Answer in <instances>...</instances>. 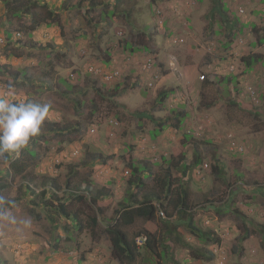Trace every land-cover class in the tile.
<instances>
[{
	"label": "rangeland",
	"instance_id": "obj_1",
	"mask_svg": "<svg viewBox=\"0 0 264 264\" xmlns=\"http://www.w3.org/2000/svg\"><path fill=\"white\" fill-rule=\"evenodd\" d=\"M41 1L53 7L59 24L42 26L32 37L13 30L10 42L0 2V48L19 57L0 55V64L20 70L14 83L0 76V95L12 83L10 101L51 105L40 135L21 157H11H20L25 172L37 180L45 176L63 185L74 170L75 182L106 187L111 195L99 204L98 226L80 234L62 220L52 225L37 219L40 210L32 211L27 198L17 202V216L30 218L31 225L0 228V264H119L105 229L120 205L136 195L137 186L128 185L135 180L129 164L145 167L143 175L152 173L137 190L140 197L154 191L153 178L165 174L171 157L193 159L195 151L201 162L184 184L192 220L166 219L158 210L154 221L138 220L128 229H145L162 245L158 256L140 246L143 264H220L221 256V264H264L259 227L264 225V0H118L119 12L103 19L100 8L84 17L73 0ZM142 31L141 42L136 36ZM16 39L54 49L23 48ZM251 54L263 58L245 69L241 58ZM203 74L216 75L214 83L203 88ZM249 86L260 94L258 105L246 93ZM160 122L163 131L154 135ZM50 125L67 131L55 134ZM99 155L110 157L111 165L92 175ZM8 164L0 161V193L14 199L21 180L4 187ZM215 166H223L226 175L213 171ZM172 175L178 172L173 169ZM79 208L83 217L91 216L90 209ZM205 232L216 234L220 243L197 237Z\"/></svg>",
	"mask_w": 264,
	"mask_h": 264
},
{
	"label": "trees",
	"instance_id": "obj_2",
	"mask_svg": "<svg viewBox=\"0 0 264 264\" xmlns=\"http://www.w3.org/2000/svg\"><path fill=\"white\" fill-rule=\"evenodd\" d=\"M70 4L71 0H64ZM75 8H79L84 14V17H88L98 8L101 9L105 14L102 16L103 19L107 15H112L119 12L118 0L113 6L105 3H101L97 0H73ZM72 1V2H73ZM3 5V12L1 18L3 24L7 26L4 30L6 35V40L11 41L13 37V30L17 31L18 35L22 33L28 37H32L33 33L36 32L40 27H51L52 25H58V15L49 3H43L41 0H0ZM93 17L90 16L89 23H91ZM101 22V21H100ZM106 23L105 21H102ZM101 22V23H102ZM229 26H231L229 24ZM232 28V27H231ZM253 32L259 35L258 25L252 26ZM231 30V29H229ZM136 38L144 39L146 34L144 31L138 33ZM21 39H16V44L19 46L23 44L24 47H28L31 50H53L54 47L47 44H40L36 42L26 43L20 41ZM260 44L262 42L258 41ZM142 47L145 49L144 43H141ZM0 55L5 59L16 55L8 54L6 49L0 48ZM261 54H251L247 57H242L241 62L243 63L245 69H250L255 65V63L262 60ZM11 68L7 67L6 64H0V76L5 78V80L16 82L19 79V72H12ZM24 78L25 75H23ZM212 75L211 78L205 77V80L201 81L202 87L205 88L214 83ZM29 82V79H25ZM31 81V80H30ZM21 84V83H20ZM114 97L113 95H110ZM167 98V94H162V101ZM177 120V119H176ZM177 122V121H176ZM178 123V122H177ZM158 128L153 131L154 135H158L163 131L164 124L157 123ZM49 130L54 131L55 134H62L66 130L65 128L59 129L56 125H50ZM67 131V130H66ZM60 132V133H59ZM185 139V137H184ZM23 150L20 151L19 156H22ZM19 159L15 160L12 157L8 158V167L4 171L9 177V182L5 183L4 187L12 184L16 178L21 180L18 190V196L14 198L16 202L24 201L27 198V205L32 210H40V216L37 214L35 217L37 219L45 218L52 225L58 224L59 221L67 222L70 225V229L74 232L82 233L85 230L90 232L98 226L97 217L98 214L102 213L100 207L101 202H108L111 195L110 191L106 187L101 189H94L87 182H75L73 176L76 174L74 170H70L71 177H69L63 185H60L55 179L48 177H42V179L37 180L36 177L25 172V167ZM97 164L89 169L92 175L98 174L105 167L111 165L110 157H104L99 155L97 157ZM201 162L200 157L195 151L193 154V159H188L184 155H179L175 158L171 157L167 161V167L165 174L156 175L153 178L154 191H147L146 193H141L138 197L139 189H144L143 181L148 175L152 173L144 174L145 167H139L137 165L129 164L130 176L134 177L135 180L130 179L128 185L130 188L135 187V194L132 197L131 202L122 203L120 205L119 211L116 213V218L112 225L105 229V233L111 244L112 257L119 264H143L144 256L140 251V246L136 244L137 239L145 237L144 247H146L154 255L158 256L157 252L158 242L156 236L145 229H140L130 233L128 229L135 225L138 220L143 222L154 221L157 215V211L160 210V214L165 215L166 219H172L173 217L177 219L188 218L192 220V215H189L193 209L192 200L190 199V194L188 189L184 187L190 180V171L193 167L199 166ZM175 169L178 172L177 177H173L172 170ZM213 171L219 172L221 176L226 175V171L223 166L213 167ZM127 173V172H126ZM3 189V186H1ZM156 189V190H155ZM133 190V191H134ZM156 202V205L154 204ZM79 206H85L91 210V216L83 217L82 210ZM86 218V220H85ZM65 230H68L66 225H63ZM259 227L264 229V225ZM199 232V231H198ZM201 239L208 241L214 240L215 244L220 243V239L213 232H205L200 236ZM162 250L168 253L165 247H161ZM161 257V254H160ZM195 257H197L195 255ZM212 257V253H210ZM198 259V257H197ZM209 260V259H208ZM173 264H179L173 262Z\"/></svg>",
	"mask_w": 264,
	"mask_h": 264
},
{
	"label": "clouds",
	"instance_id": "obj_3",
	"mask_svg": "<svg viewBox=\"0 0 264 264\" xmlns=\"http://www.w3.org/2000/svg\"><path fill=\"white\" fill-rule=\"evenodd\" d=\"M14 91V85L9 83L6 95H0V161L3 162L19 154L32 139L40 135L51 108L48 103L31 100L10 101L7 96L12 95ZM258 96L260 98V94ZM17 209L18 204L13 198L0 193V228L31 225L30 218L21 219L17 216Z\"/></svg>",
	"mask_w": 264,
	"mask_h": 264
},
{
	"label": "built area",
	"instance_id": "obj_4",
	"mask_svg": "<svg viewBox=\"0 0 264 264\" xmlns=\"http://www.w3.org/2000/svg\"><path fill=\"white\" fill-rule=\"evenodd\" d=\"M240 13H243V10H242V9H240ZM150 66H151V65H148L147 67H150ZM144 68L146 69V67H144ZM91 71H92V70H91ZM72 77H73V76H72ZM205 77H206V76L203 74V75H201V76L199 77V80H200V81H203V80H205ZM105 79L108 81V80H111L112 77H111V76H107V77H105ZM148 87H149V88H152V87H153L152 83H149V84H148ZM246 93H247L248 97L250 98V100H251L255 105H258V104H259V96H258V93H257V89H256V88H253L252 86H249V87H247V89H246ZM115 124H116V123H115ZM161 215L163 216L162 213H161ZM145 240H146L145 237H141V238L137 239L136 244H137L138 246H142V245L144 244ZM224 260H225V257H224V256H221L220 264H221V263H224Z\"/></svg>",
	"mask_w": 264,
	"mask_h": 264
}]
</instances>
